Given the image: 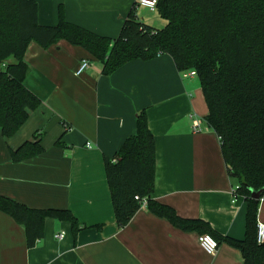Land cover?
I'll return each instance as SVG.
<instances>
[{
    "label": "crops",
    "instance_id": "1",
    "mask_svg": "<svg viewBox=\"0 0 264 264\" xmlns=\"http://www.w3.org/2000/svg\"><path fill=\"white\" fill-rule=\"evenodd\" d=\"M34 1L42 26L56 25L61 7L69 23L112 39L132 8L140 22L156 29L166 25L138 0ZM87 59L89 67L76 76ZM14 61L8 58L0 69ZM24 62V84L41 106L11 137L0 130V195L29 208L69 210L83 228L74 236L68 223L46 219L43 237L28 249L23 227L0 212V264H242L238 250L219 243L209 254L198 241L204 235L178 230L146 207L123 228L114 217L104 161L113 160L135 134V116L144 110L156 147L152 198L183 219L207 222L222 236L244 238L245 203L232 197L236 182L227 174L217 135L203 120L208 110L196 76L182 78L168 55L103 76L99 61L65 41L48 48L30 42ZM36 134L44 152L13 163L10 151ZM58 139L64 146L55 145ZM257 224L264 227V200Z\"/></svg>",
    "mask_w": 264,
    "mask_h": 264
},
{
    "label": "trees",
    "instance_id": "2",
    "mask_svg": "<svg viewBox=\"0 0 264 264\" xmlns=\"http://www.w3.org/2000/svg\"><path fill=\"white\" fill-rule=\"evenodd\" d=\"M155 11L166 21L162 29L140 22L132 8L112 39L69 23L61 7L58 23L42 26L34 0H0V65L15 60L0 69L1 134L14 135L41 106L24 84L30 42L42 48L58 41L80 47L101 63L103 76L133 61L168 55L179 73L193 71L199 81L208 110L203 120L217 135L235 195L245 203L244 238L222 236L207 222L183 219L152 198L156 147L144 110L135 116V134L122 142L113 160L104 161L116 224L125 227L144 200L152 214L176 229L229 245L241 253L242 264H264V243L256 240L260 201L251 197L264 189V0H157ZM55 145L64 146L61 139ZM43 152L36 134L10 156L20 163ZM0 212L23 227L28 249L43 237L46 219L68 223L74 236L83 228L69 210L29 208L1 195Z\"/></svg>",
    "mask_w": 264,
    "mask_h": 264
},
{
    "label": "built area",
    "instance_id": "3",
    "mask_svg": "<svg viewBox=\"0 0 264 264\" xmlns=\"http://www.w3.org/2000/svg\"><path fill=\"white\" fill-rule=\"evenodd\" d=\"M137 4L139 6H142L146 9H148L149 11H155L157 0H138ZM88 67H89V61L82 60L79 64L77 70L75 71V75L76 76L81 75ZM180 74H181L182 78H190V77L195 76V72H193V71L184 72V73H180ZM199 125H200V121L198 119H194L193 123H192L193 130L198 131ZM91 147H92V145L89 142H87L86 148L90 149ZM235 188L232 189L233 199H235L237 197L235 195ZM135 199L138 200L137 197ZM263 200H264V195L260 198V202ZM145 205H146V202L144 200H142L141 201V207H145ZM63 236H64V234L61 232L57 235V239L60 240L63 238ZM256 240L259 244L264 243V227L260 224L257 225ZM198 241H199L201 247L209 254L214 253L215 250L217 249V246H218L217 242L208 235L200 236L198 238Z\"/></svg>",
    "mask_w": 264,
    "mask_h": 264
},
{
    "label": "water",
    "instance_id": "4",
    "mask_svg": "<svg viewBox=\"0 0 264 264\" xmlns=\"http://www.w3.org/2000/svg\"><path fill=\"white\" fill-rule=\"evenodd\" d=\"M263 194H264V189H262L258 192H252L251 197L260 201V198L262 197Z\"/></svg>",
    "mask_w": 264,
    "mask_h": 264
},
{
    "label": "rangeland",
    "instance_id": "5",
    "mask_svg": "<svg viewBox=\"0 0 264 264\" xmlns=\"http://www.w3.org/2000/svg\"><path fill=\"white\" fill-rule=\"evenodd\" d=\"M154 14V13H153ZM87 61H89L88 59H87Z\"/></svg>",
    "mask_w": 264,
    "mask_h": 264
}]
</instances>
